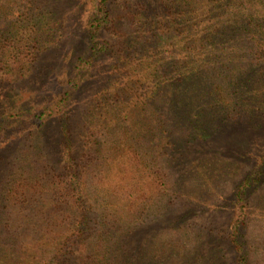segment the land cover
<instances>
[{"label":"trees","instance_id":"1","mask_svg":"<svg viewBox=\"0 0 264 264\" xmlns=\"http://www.w3.org/2000/svg\"><path fill=\"white\" fill-rule=\"evenodd\" d=\"M67 23L79 28L49 105L0 112V132L22 119L41 133L28 150V215L14 220L24 229L0 238V264H155L145 236L153 241L163 221L187 230L191 213L173 220L177 168L195 159L187 149L224 132L244 137L234 162L253 164L216 208L230 214L224 239L235 263L249 264L251 203L264 186V146L247 151L251 133H264V0H0V81L23 79ZM209 157L192 162L202 184L207 169L197 165L215 166ZM23 238L28 255L11 260ZM189 239L168 241L170 259L172 244ZM199 256L188 258L207 264Z\"/></svg>","mask_w":264,"mask_h":264},{"label":"rangeland","instance_id":"2","mask_svg":"<svg viewBox=\"0 0 264 264\" xmlns=\"http://www.w3.org/2000/svg\"><path fill=\"white\" fill-rule=\"evenodd\" d=\"M64 7L65 4H61L56 8L63 12ZM76 28L79 27L75 26L74 23H67L63 38L55 41L56 44L58 43L57 49L38 56V59L28 66V73L23 79L15 83H2L0 81V112L4 109H11L16 104L27 107L33 105L36 109L49 105L51 100H49L48 95L55 91L59 81L62 82L59 76H62L63 72L68 69L65 56L68 55L67 51L73 45L71 40L77 30ZM101 67H105L106 71V64ZM49 74L52 76L49 77ZM99 81L102 84L104 76ZM95 88L93 89L94 92ZM93 91L82 99V104L94 93ZM81 124L83 122L79 110L73 116V133L77 134ZM238 127L236 126L234 129H238ZM30 133L33 137L30 136ZM224 133L215 137L218 138L217 142L210 139L202 145L204 147L198 144L193 149H187L188 156L192 159L195 158L193 163L200 162L204 157L216 156L212 159L215 161V166L212 161L201 166H199L200 164L197 165L198 167L205 166L207 169V171L202 170L205 171L206 175L204 184H202V180L198 179L197 173H194L195 170L191 161L184 163V169L177 168V174L183 176L184 181L180 189L172 190L176 193L173 195L172 192L174 202L172 209L175 212L173 220L176 221L178 215L187 210H191V213L187 220L183 221V227L187 230L176 232L169 227L162 228L160 226H167L166 221H163L159 222V226L153 229L152 232L155 235L153 241H150V237L145 236L142 249H144L145 255L152 249L154 255H157L155 264H194L195 260L192 257L196 259L199 254L200 258H206L207 264L209 263L208 260H211L212 264H236L234 254L224 239L229 229L230 214L216 208L224 206L226 198L231 194L233 183L238 181L253 164L240 160L238 163L234 162L238 159L235 157L236 150L241 148L240 143L244 137L239 133L229 135ZM251 134L247 151L257 155L263 151L264 133L262 135ZM40 139V131L22 119L5 121L3 130L0 132V222L3 226L0 229L3 236L0 235V238L2 239L14 237L16 231L22 232L24 229L22 222H15L14 220L17 214L21 216L25 213L22 217L28 215V150L31 151V146H36ZM75 140L77 146L82 147L79 138L75 137ZM220 151L222 153H219ZM216 158L223 162L220 163ZM166 199L167 196H163V200ZM251 204L253 212L247 232L248 263L264 264V186L254 194ZM175 233H178L179 236ZM189 237L187 244L182 248L183 242ZM170 239L182 246L177 248L175 244H172L175 249L174 259H170V250L166 246L168 241L173 243ZM22 240H24L21 241L24 248L20 253L15 251L13 256L10 252L8 253L7 257L11 260L19 255L24 257L22 254L25 252L28 255V239L23 238ZM10 243L11 246L14 244L12 241ZM216 249L219 250L218 254H215L217 253ZM190 255L192 257L188 258ZM148 258L150 257L148 256ZM175 259L178 261L175 262ZM6 262L7 264L11 263L8 260Z\"/></svg>","mask_w":264,"mask_h":264}]
</instances>
